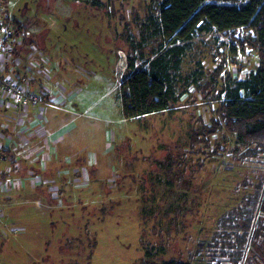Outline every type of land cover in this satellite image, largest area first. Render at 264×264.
Returning a JSON list of instances; mask_svg holds the SVG:
<instances>
[{"label":"rangeland","instance_id":"rangeland-1","mask_svg":"<svg viewBox=\"0 0 264 264\" xmlns=\"http://www.w3.org/2000/svg\"><path fill=\"white\" fill-rule=\"evenodd\" d=\"M160 2L101 0L94 7L1 1L0 17L6 9L25 27L14 23L18 30L12 26L0 60L9 71L17 60L29 68L30 78H14L20 85L29 78L35 96L14 100L18 108L5 99L1 109L14 113L0 115V152L11 150L19 165L10 172L12 182L3 181L10 167L0 157V264H208V248L219 252L213 234L253 206L264 155L239 160L234 152L245 149L222 127L208 136L210 148L194 144L193 136H207L203 124H210L217 104L197 88L212 82L231 89L233 81L255 71L257 54L246 48L230 56L234 42L214 28L180 40L176 46L183 50L170 53L173 45L152 33L150 24ZM50 20L56 24L48 29ZM161 53L170 59L169 79L180 102L164 112L124 118L121 83L134 72L126 70L127 55L147 70ZM232 58L237 64L224 63ZM220 65L241 71H231L226 83L223 73L211 79ZM41 70L49 79H42ZM214 145L222 149L211 154ZM22 178L29 181L20 184ZM240 216L242 227L247 214ZM255 229L258 236L241 264H264V220Z\"/></svg>","mask_w":264,"mask_h":264},{"label":"trees","instance_id":"trees-1","mask_svg":"<svg viewBox=\"0 0 264 264\" xmlns=\"http://www.w3.org/2000/svg\"><path fill=\"white\" fill-rule=\"evenodd\" d=\"M81 1L94 7L100 6L101 0H65ZM157 17L150 18L154 34L160 35L164 41L173 45L170 53L175 48L183 50V46H176L179 41L187 42L192 39L195 33L208 32L214 28L219 33L230 38L234 43L229 47L228 53L234 56L237 52H245L246 48L254 51L258 57L257 68L250 72L245 78L233 81L231 89H224L222 83L219 88L212 82H206L204 86L198 87V92L203 94L212 105L213 115L210 124H203V131L207 135L198 138L194 134V144L200 143L202 147L210 148L208 136L215 135L218 130L224 128L229 134L235 136L237 143L245 150L243 153L235 151V157L239 160L250 159L264 155V0H246V2L235 5H219L213 0H161ZM15 21L14 23H16ZM23 27L21 23H16ZM15 25V24H14ZM16 29L17 26L15 25ZM146 29V28H145ZM145 29L141 31V37L145 39ZM246 30L247 34L238 35L237 30ZM18 30V29H17ZM151 55H155L150 50ZM166 55L161 53L152 58L148 69L143 70L136 66V58L131 55L126 57V70H134L126 74L121 83V103L123 116L126 119L140 118L143 116L164 112L177 107L180 98L176 96L168 74V63ZM172 62L177 63L175 54L172 55ZM236 58V55H235ZM225 59V57H224ZM237 64L232 58L229 63ZM233 65V66H234ZM225 69L220 65L211 74V79L217 78L223 73L224 83L229 82L230 72L241 71L236 66ZM226 90V92H225ZM225 92V95L224 93ZM209 102V101H208ZM209 126V127H207ZM206 127V128H205ZM193 130V129H192ZM200 132V131H198ZM211 154L218 153L222 148L215 146ZM0 157L9 164V171L1 174V180L12 179L10 172L17 170L19 159L11 150L4 149ZM38 175V174H37ZM39 179V176H35ZM35 178H32V180ZM21 180L29 181V178ZM256 187L253 206L244 209L236 219L226 224L220 233H214L213 244L219 252L208 251V264H241L242 257L248 246H251L253 238H256V226L264 220L259 219V213L264 215V179L261 178ZM41 183V182H39ZM37 184V186L39 185ZM236 211V210H235ZM245 223L241 227V216L246 215ZM0 216L2 210L0 209ZM255 217L257 218L254 221ZM235 227L238 229L235 232ZM227 228V229H225ZM230 238V239H229ZM161 264H182L175 260L163 261ZM191 264V263H190Z\"/></svg>","mask_w":264,"mask_h":264},{"label":"built area","instance_id":"built-area-1","mask_svg":"<svg viewBox=\"0 0 264 264\" xmlns=\"http://www.w3.org/2000/svg\"><path fill=\"white\" fill-rule=\"evenodd\" d=\"M0 0V6H1ZM2 6H4V2L2 3ZM6 9L3 10L2 16L0 17V20H2V24H0V52H2L3 48L6 47L11 39L12 36V26L14 25L13 21H9V16L6 14ZM6 64V61L0 60V104L3 105L4 100L12 101V105H14L15 108H18L19 104H15L14 100L20 103L22 100H26V97H33L35 96L34 93H32L28 87V81L24 85H20L17 80L12 77L11 75L9 77H5L8 72L5 70V68H8L3 66ZM27 87L28 91L25 93L23 92V88ZM7 101L5 103H7ZM5 105V104H4ZM5 181L12 182V180L7 179ZM24 180H20V184Z\"/></svg>","mask_w":264,"mask_h":264},{"label":"crops","instance_id":"crops-1","mask_svg":"<svg viewBox=\"0 0 264 264\" xmlns=\"http://www.w3.org/2000/svg\"><path fill=\"white\" fill-rule=\"evenodd\" d=\"M9 16V18H12L13 20V23L16 21V17H13V16H11V15H8ZM49 19H53V17L51 18H49ZM18 21V20H17ZM51 21V20H50ZM19 23H21L22 25H23V28L25 27V25L22 23V22H19ZM56 23H55V21H51V23H49V25H48V29H51L52 27H53V25H55ZM40 29V28H39ZM14 49H15V46H14ZM18 61V60H17ZM12 62V64H11V66H13L12 68H10V71H9V69L7 68L6 70H7V72H8V74H10L12 77H15V78H17L18 80H23L24 79V77H25V75L26 74H28L29 75V78H30V71H29V68L28 67H26L25 68V65H22L21 67H19V62ZM139 64H137L136 66H138ZM140 66V65H139ZM39 67H42L41 65L39 66ZM39 70V69H38ZM42 71V73L43 74H40V75H42L41 77H42V79L43 80H45V79H49V76H48V74L45 72V71H43V70H41ZM33 74H34V69H33ZM29 78H27L28 79V83H29ZM46 83V82H45ZM8 106H9V104H8ZM1 109H3V107H0V115L1 116H3V115H13V113H14V110H11V109H8V110H5V111H3V110H1ZM35 112V111H34ZM36 114V113H35ZM39 118V117H38ZM36 119H37V117H36ZM41 119V118H40ZM40 121V120H39Z\"/></svg>","mask_w":264,"mask_h":264},{"label":"flooded vegetation","instance_id":"flooded-vegetation-1","mask_svg":"<svg viewBox=\"0 0 264 264\" xmlns=\"http://www.w3.org/2000/svg\"><path fill=\"white\" fill-rule=\"evenodd\" d=\"M4 105H2L1 107H3Z\"/></svg>","mask_w":264,"mask_h":264}]
</instances>
